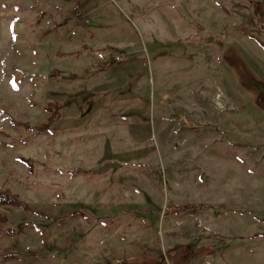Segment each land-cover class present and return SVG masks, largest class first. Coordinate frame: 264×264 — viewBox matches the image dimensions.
<instances>
[{
	"label": "rangeland",
	"instance_id": "374dc122",
	"mask_svg": "<svg viewBox=\"0 0 264 264\" xmlns=\"http://www.w3.org/2000/svg\"><path fill=\"white\" fill-rule=\"evenodd\" d=\"M261 21L264 0H0V190L23 202L0 203V264H264Z\"/></svg>",
	"mask_w": 264,
	"mask_h": 264
},
{
	"label": "trees",
	"instance_id": "16d2710c",
	"mask_svg": "<svg viewBox=\"0 0 264 264\" xmlns=\"http://www.w3.org/2000/svg\"><path fill=\"white\" fill-rule=\"evenodd\" d=\"M261 23L263 24V26H260V27H264V21H261ZM70 99L71 98H65L61 102H58L57 107L62 108L63 106L67 105L68 100H70ZM51 122H52V120L48 121L44 127L48 128L49 125L51 124ZM0 203L1 204H7V205L9 204V205H14V206H20V205H22L23 202L21 201L19 195H17L16 193L10 192V190L6 188V189L0 190ZM84 214L89 216V214H87V213H84ZM101 223L104 224L105 222L101 221ZM118 224H119L118 219H116V220L112 219L110 226H108L107 228L112 229ZM92 225H93V223L90 224V226H92Z\"/></svg>",
	"mask_w": 264,
	"mask_h": 264
}]
</instances>
